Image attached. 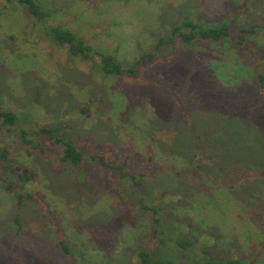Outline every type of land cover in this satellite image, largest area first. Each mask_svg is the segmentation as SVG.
I'll return each mask as SVG.
<instances>
[{"label":"rangeland","instance_id":"374dc122","mask_svg":"<svg viewBox=\"0 0 264 264\" xmlns=\"http://www.w3.org/2000/svg\"><path fill=\"white\" fill-rule=\"evenodd\" d=\"M37 2L49 13L41 23L0 0V102L17 115L0 128V264H139L141 247L170 253L165 264H203L204 247L264 264V0ZM184 18L229 20L234 38L167 42ZM47 25L137 74H105L94 52L72 57L46 38ZM253 25L239 44V29ZM44 128L77 144L79 167ZM99 156L144 172L143 196Z\"/></svg>","mask_w":264,"mask_h":264},{"label":"trees","instance_id":"16d2710c","mask_svg":"<svg viewBox=\"0 0 264 264\" xmlns=\"http://www.w3.org/2000/svg\"><path fill=\"white\" fill-rule=\"evenodd\" d=\"M20 4H22L26 8V12L29 15H32L36 18V22H44L46 21V16L49 14L46 12L41 4L37 2V0H16ZM46 24V23H45ZM35 25V24H34ZM258 25H253V27H241L239 29L237 37L235 39L239 44L245 43L247 40V35L254 33L257 31ZM44 34L46 38L49 41H52L53 43H56L59 46H66L68 48V52L72 57L81 56L83 58H89L90 54L94 52L95 54L99 55L100 61H101V69L105 74L108 75H135L137 74L136 65L133 64L132 66H124L119 60H117L112 54L106 53L104 51L94 49L89 44H86L84 39L77 36L76 33H74L71 29L65 28L61 25L57 26H48L43 29ZM172 36L169 37L166 41L167 42H173L174 36L178 35L180 39L184 42H192L196 39L201 40H213L218 41L222 39H232L234 38V35L231 30V21H223L219 24L215 25H203L199 22L194 21L191 18H184L181 20V22L177 25H175L172 29ZM164 37H160V41L156 44V48H159L162 42H164ZM154 58V53H143L141 56V59L151 60ZM258 80L261 86H264V73L263 71L258 72ZM17 115L14 111L7 110L3 107L2 103L0 102V128H6L13 126L16 122ZM43 132L48 133V135L55 139V141L62 145V155L61 159L63 161L71 162L73 165L79 167L80 164L85 160V155L82 150H80L77 146V144L70 138H67L65 136H60L57 133H55L52 129L44 128L42 129ZM26 131H23V134L25 135ZM91 158H95L94 155L91 156ZM101 164L108 166V167H114L116 168L120 176L124 178V181H127V178H129L133 185L140 190L141 196H143V181L145 180L146 174L144 172L139 171V173L135 174L133 172H128L124 169L123 165H115L111 164L108 161L105 160L104 156H99ZM22 176L25 178H29L28 174V168H24L22 170ZM262 176L264 177V169L261 172ZM8 188L11 187V184L7 186ZM22 198V195H20ZM168 198H170V195L168 193ZM142 206L145 209H151L154 213L158 214L159 211H164V207H156L151 208L149 205L145 204L144 202H141ZM161 209V210H160ZM161 217L156 216L155 223L159 227L161 225ZM156 235V234H155ZM154 236V235H153ZM160 241L164 244L165 239L164 237L160 238ZM175 244L180 248H187L190 244H192L190 241H185L182 238H177L175 241ZM60 245L62 246V249L65 253L71 254V248L66 240H60ZM204 253H206L209 257V259L204 262L203 264H239V261L236 259H229L226 261L216 259L212 256V252L208 249V247L203 248ZM181 254L184 256L185 253L182 251ZM170 256V253L168 254L167 258L163 259L160 256V252H153L149 248L141 247L137 251V258L139 259V264H165L167 261L168 263H171L173 260L168 258ZM72 264H77L75 261H72ZM192 264H202L199 260H195L192 262Z\"/></svg>","mask_w":264,"mask_h":264}]
</instances>
